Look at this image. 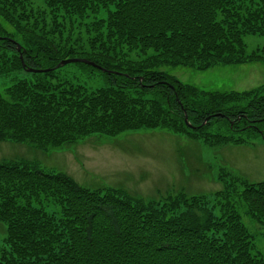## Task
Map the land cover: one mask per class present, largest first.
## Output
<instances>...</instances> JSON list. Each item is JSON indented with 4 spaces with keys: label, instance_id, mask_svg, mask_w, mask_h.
<instances>
[{
    "label": "trees",
    "instance_id": "1",
    "mask_svg": "<svg viewBox=\"0 0 264 264\" xmlns=\"http://www.w3.org/2000/svg\"><path fill=\"white\" fill-rule=\"evenodd\" d=\"M248 35L264 36V0H0V76L26 72L16 43L28 68L51 69L0 91V142L62 150L94 134L156 129L211 146L251 144L239 132L264 140V84L213 92L160 70L264 64V48L248 52ZM72 58L106 69L76 63L99 70L106 87L62 79L55 68ZM217 123L228 132L210 133ZM219 180L213 200L147 202L0 162V264H264L239 211L264 228V182L226 168Z\"/></svg>",
    "mask_w": 264,
    "mask_h": 264
},
{
    "label": "rangeland",
    "instance_id": "2",
    "mask_svg": "<svg viewBox=\"0 0 264 264\" xmlns=\"http://www.w3.org/2000/svg\"><path fill=\"white\" fill-rule=\"evenodd\" d=\"M245 43L248 52L264 48V36L248 35ZM160 70L186 84L213 92L245 91L264 84V64L216 66L207 71L170 66ZM59 72L62 79L89 90L107 85L99 70L76 63L61 67ZM31 77L25 71L0 76V91ZM218 132L228 131L222 123H217L210 133ZM236 136H243L251 144L211 146L201 139L194 141L166 129L139 130L114 137L94 134L62 150L41 151L25 143L0 142V162H31L43 171L66 173L91 190L121 189L147 202H163L180 193L213 200L214 194L224 188L219 180L224 168L251 182H264L263 138L245 132ZM44 204L50 214L60 216L59 206ZM239 207L243 223L254 236L256 250L264 258V228L246 214L245 208ZM6 235V226L0 222V250Z\"/></svg>",
    "mask_w": 264,
    "mask_h": 264
},
{
    "label": "water",
    "instance_id": "3",
    "mask_svg": "<svg viewBox=\"0 0 264 264\" xmlns=\"http://www.w3.org/2000/svg\"><path fill=\"white\" fill-rule=\"evenodd\" d=\"M17 44V49H18V52L20 54V57L22 59V63H23V67L24 69L26 70V72L28 73H46V72H49L51 69H33V68H28L24 62V59H23V53H24V50L22 49V46L19 44V43H16ZM74 63H84V64H87V65H90L94 68H98L100 70H102L103 72H107L106 69L102 68L101 66L97 65L96 63L92 62V61H89L87 59H83V58H72V59H67V60H63L61 61L55 69H59L61 67H64L66 65H69V64H74ZM111 73V72H109ZM112 73H116V72H112ZM208 120H206L207 122ZM185 122L187 124L188 127L190 128H194L190 123H189V118L187 116V114L185 113ZM205 122V123H206ZM204 123V124H205Z\"/></svg>",
    "mask_w": 264,
    "mask_h": 264
}]
</instances>
